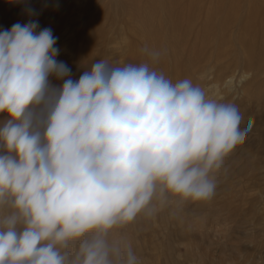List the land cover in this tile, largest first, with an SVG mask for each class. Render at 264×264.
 I'll list each match as a JSON object with an SVG mask.
<instances>
[{
  "label": "clouds",
  "instance_id": "obj_1",
  "mask_svg": "<svg viewBox=\"0 0 264 264\" xmlns=\"http://www.w3.org/2000/svg\"><path fill=\"white\" fill-rule=\"evenodd\" d=\"M38 29L0 31V264H141L116 230L173 198L212 199L254 119L241 128L234 103L151 66L167 49L73 79Z\"/></svg>",
  "mask_w": 264,
  "mask_h": 264
},
{
  "label": "rangeland",
  "instance_id": "obj_2",
  "mask_svg": "<svg viewBox=\"0 0 264 264\" xmlns=\"http://www.w3.org/2000/svg\"><path fill=\"white\" fill-rule=\"evenodd\" d=\"M18 1L0 0V31L10 30L12 25L16 23L26 24L29 20H36L39 25L51 28L54 37L58 39L64 33L62 32V28L71 21L84 22L86 20L84 22L86 27L89 29L91 27L93 29L96 28L97 31H102L101 29H104L106 25L105 28L110 27L111 31V28L115 25L116 29L113 27L114 30L112 32H106L107 34H105V40H107L105 43L108 42L109 50L113 49L112 55H108L106 59L120 65L125 63L138 64L145 61V57L141 55L140 50L146 46V38L140 37L138 34L139 31L136 27L134 16L135 9L133 10L132 6L125 9V12L121 7H116L112 0H43L42 5L39 7L41 0H32L30 3L28 1L26 2L25 11L12 15L10 11L13 10V4ZM122 1L140 3L148 0ZM89 3L95 4L92 12L86 9ZM29 6L35 9L38 15L29 16L26 11V8ZM40 9L42 10L41 13H39ZM97 16L100 17V20L95 19ZM85 34L87 35V32ZM67 35L73 36V33ZM258 36L261 37L263 35L260 34ZM97 37L98 35L87 46L86 50L81 51L75 57L72 56L73 52L71 49L55 46L59 49L58 55H66L69 58L71 56L74 57L66 62L71 69L73 79L78 80L83 71L85 69L87 70L85 68L87 60H100L98 59L99 54L96 55V51L103 48L99 45L98 39L96 40ZM109 38L112 41H109ZM243 38L244 42L251 40V36H243ZM85 42L86 38L81 37L78 42L81 49H84ZM124 42L130 51L129 53L139 55L140 62L131 60L128 56L121 57V55L115 52V49L117 50L118 47L120 49V46ZM111 43L113 44L111 45ZM136 48L137 50H135ZM255 53L258 56L259 52ZM116 55L120 58L118 59ZM110 56L112 57L110 58ZM230 58V56H227L226 59H221L222 63L218 62L215 65L213 71L206 79L204 87L210 91V94L221 101H226L227 98H230L231 103H234L239 108L243 116L241 128L247 126L249 118H253L254 125L252 130L247 135L245 142L237 146L226 158L225 168L227 171H222L218 174L216 193L210 199L212 206L206 204L202 208H199L197 204L201 206L200 204L206 201L189 200L183 201V205L180 207L177 203L178 200L173 198L171 204L160 209L151 217V227L156 232V240L157 244L159 243V248L156 251L149 250L142 252L145 258H143L144 260L141 261V264H165L166 258H170L168 260L171 262V256L168 254V251H170V242L167 243V239L163 237L166 232L162 230V222L164 220L168 228L176 233L177 229H174V226L176 221L179 220L178 218L185 220L188 217L195 221V231L200 227V224L206 225L203 236H198L197 241L193 245L195 254L198 255L196 259L197 264H264V73L258 77L260 82L262 81L261 85L263 88L260 86V91L257 92L256 96L251 98L247 95L248 97H246L244 90L245 92H248V90L245 89V86L249 80H254L253 67L247 64H241L243 65L241 66ZM251 74L253 75L252 77ZM183 78H190L194 83H202V79L197 75H193L191 72L180 77V79ZM230 79L232 82L228 85L226 82ZM252 81H249L248 84H251ZM56 84H62V81H57ZM3 119L4 115L0 114V120ZM242 170H246L247 172H242L238 175V172ZM259 174L261 176H257L256 178L252 177V175ZM224 178H227V182L232 184L233 189L231 191H234L232 194H226L221 191L222 186L225 184L222 180ZM245 219L247 220L246 227L242 223ZM170 222L171 224H169ZM241 228L248 232L250 236L248 239H241L242 237L238 235L237 232ZM120 231L121 229L116 230L115 235L117 237L121 234ZM177 236L178 233L175 234V237ZM145 240H149V236L146 237L144 234L138 241L142 243ZM174 240L179 241L178 237ZM244 240L248 241V243L244 242ZM244 244L246 247L243 246ZM188 245V240H182L181 246L178 247V255L180 256L178 259L181 260L183 257H186L184 253L187 254ZM196 263L191 259L187 262V264ZM170 264L175 263L172 261Z\"/></svg>",
  "mask_w": 264,
  "mask_h": 264
},
{
  "label": "bare ground",
  "instance_id": "obj_3",
  "mask_svg": "<svg viewBox=\"0 0 264 264\" xmlns=\"http://www.w3.org/2000/svg\"><path fill=\"white\" fill-rule=\"evenodd\" d=\"M27 1L30 3L32 0H22V2L19 0L14 3L13 10L10 11L12 15L25 11ZM112 1L116 7L119 6L124 10L130 6H132L133 10L135 9L134 16L135 24L139 31L138 34L140 37L146 38L147 47L157 50L167 49L166 54L162 55L159 62L151 66L158 71H162L173 82L180 80L181 76L183 77V75L191 72L193 75H197L202 79V83L199 82L197 84L204 87L206 79L213 71L215 65L221 62V59H226L227 56H230L236 64H247L253 67L254 76L251 74V77L253 76L254 80H249L252 81L251 84H248V81L245 86V89L248 90V92L244 90L246 97L249 96L252 98L256 96L257 92L260 91V86L263 88L261 85L262 81L260 82L258 77L264 73V0H148L140 3L122 0ZM42 2L43 0L39 3V7L42 5ZM94 6L95 4L89 3L86 7L87 11L92 12ZM41 11L40 9L39 13ZM95 19L100 20V17L97 16ZM84 22L71 21L64 26L62 28V32L64 33L57 39L56 45L71 49L73 52L72 56L75 57L81 51L86 50L87 46L98 35L96 40L98 39L99 45L103 48L101 50L99 49L100 51H96V55L99 54L98 59H106L108 55H112L113 49L109 50L108 42L105 43L107 41L105 40V34H107L106 32H112L115 25L113 26L114 28H111V31L110 27L105 28L107 25L104 26V29L102 27V29L100 28L102 31H97L93 27L90 29L87 28ZM44 28H46L44 25H39L38 30ZM86 32L87 35L85 34ZM69 33H73V36H68L67 34ZM260 34L263 36L259 37L258 35ZM243 36H251V40L244 42ZM81 37L86 38L84 49H81L78 45ZM109 39V41H112L111 38ZM124 41L126 40L124 39ZM105 47L106 49H104ZM115 52L121 55V57L128 56L131 60L140 62L139 55L129 53L130 51L125 42L120 46V49L119 47L117 50L115 49ZM255 52H259L258 56H256L257 54ZM72 56L69 58L66 55H58L56 59L66 63L69 59L74 58ZM94 61L96 60H87L85 68L89 69ZM229 81L232 82L231 79ZM229 81L226 82L228 85L231 84H229ZM52 83L55 85L57 80L53 78ZM223 102H231V100L227 98ZM242 172L247 171L242 170L238 172V175ZM257 176L261 175H252L253 178ZM222 180L225 184L222 186L221 191L226 194H232L234 192L231 191L233 189L232 184L227 182V178ZM177 203L182 207V202L178 201ZM206 204L212 206L211 200L200 204L201 206L197 204V206L202 208ZM178 219L174 229H177L176 233H178L177 237L179 241L174 240L177 238L175 237L176 233L168 228L164 220L162 222V230L166 232L163 237L167 239V243L170 242V251H168V254L171 256V262L174 261L175 264H187L188 260L191 259L196 263L198 255L195 254L193 245L197 241L198 236H203L206 225L200 224V227L195 231L196 223L190 217L185 220L183 218ZM242 223L245 226L247 220L245 219ZM120 232L121 234L119 236L128 239L141 261L145 258L142 252L149 250L156 251L159 248V243L157 244L156 240V232L151 227V218L141 216L134 223L122 228ZM237 233L242 237L241 239H248L250 237L248 232L242 228ZM144 234L146 237L149 236L150 241L145 240L140 243L138 240ZM185 239L189 241L188 252L187 254L184 253L186 257L180 260L178 259L180 257L178 255V247L181 246L182 240ZM171 242L173 243L172 245ZM244 242L248 243L246 240ZM245 244L243 245L244 247H246ZM240 246L242 245L240 244ZM168 259L170 258H166L165 264L171 263Z\"/></svg>",
  "mask_w": 264,
  "mask_h": 264
}]
</instances>
